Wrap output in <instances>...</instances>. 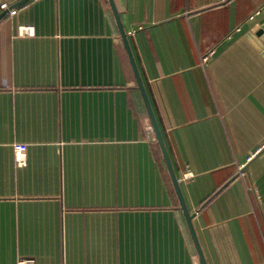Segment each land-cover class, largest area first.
I'll use <instances>...</instances> for the list:
<instances>
[{
  "label": "crops",
  "instance_id": "obj_1",
  "mask_svg": "<svg viewBox=\"0 0 264 264\" xmlns=\"http://www.w3.org/2000/svg\"><path fill=\"white\" fill-rule=\"evenodd\" d=\"M2 1L0 264H201L109 0ZM113 2L205 263L264 264V0Z\"/></svg>",
  "mask_w": 264,
  "mask_h": 264
},
{
  "label": "water",
  "instance_id": "obj_2",
  "mask_svg": "<svg viewBox=\"0 0 264 264\" xmlns=\"http://www.w3.org/2000/svg\"><path fill=\"white\" fill-rule=\"evenodd\" d=\"M24 1H26V0H19L17 2V4H20V3L24 2ZM109 3H110V6H111V8H112V10L114 12L115 19H116V21L118 23V27H119L120 34H121V37H122V41H123V44H124V46H125V48L127 50V54H128V57H129V60H130V63H131V66H132V69H133V72H134V76H135V79H136V82H137L138 89L141 92V95H142L143 101L145 103L148 115L150 117L152 128H153V130L155 132V135H156V138H157V142H158L159 147L161 149L162 156L164 158V161H165V164H166L170 179L172 181L175 193L177 195V198L179 200L181 209H182L184 217L186 219L189 231L191 233L195 248L197 250V254H198L199 260H200L201 264H206L205 260H204L203 253H202L200 245H199V242L197 240V237H196L192 222H191L192 215L187 210V207H186L185 202L183 200V196L181 194L180 187H179V184L177 182V178H176L175 172H174V170L172 168V165H171L167 150H166V148L164 146V143H163L161 134L159 132L158 126H157V124L155 122V119H154V116H153V113H152V110H151V106L149 104L146 92L144 90V86L142 84L139 72L137 70L136 64L134 62L133 56L131 54V51H130V48H129V45H128L126 34H125V32H124V30H123V28L121 26V22H120L119 16H118L116 8H115V4H114L113 0H109ZM7 10L8 9H4V10H2L0 12V19L7 12ZM252 32L254 33V36L257 37L258 42L261 45V49H264V19L259 20L257 25L253 28Z\"/></svg>",
  "mask_w": 264,
  "mask_h": 264
},
{
  "label": "built area",
  "instance_id": "obj_3",
  "mask_svg": "<svg viewBox=\"0 0 264 264\" xmlns=\"http://www.w3.org/2000/svg\"><path fill=\"white\" fill-rule=\"evenodd\" d=\"M0 9L4 10V9H8V4L5 1L0 2ZM15 9H11L10 13H14ZM29 30L24 28L22 29L23 33H27ZM14 151H15V160L17 162V164L22 165L25 163V150H26V145L22 144V143H14L13 145ZM240 169V168H239ZM240 174H244V172H242V170H240L239 172ZM34 260L31 257H22L19 258L17 261V264H33Z\"/></svg>",
  "mask_w": 264,
  "mask_h": 264
}]
</instances>
